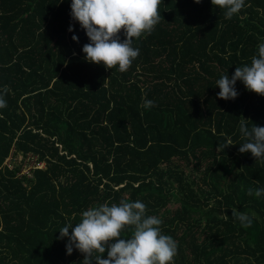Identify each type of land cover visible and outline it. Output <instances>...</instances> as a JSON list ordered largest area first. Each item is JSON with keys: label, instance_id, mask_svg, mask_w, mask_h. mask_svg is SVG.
Wrapping results in <instances>:
<instances>
[{"label": "trees", "instance_id": "16d2710c", "mask_svg": "<svg viewBox=\"0 0 264 264\" xmlns=\"http://www.w3.org/2000/svg\"><path fill=\"white\" fill-rule=\"evenodd\" d=\"M70 5L0 0V264H81L59 230L121 199L162 219L175 264H264V196L247 194L264 188V162L238 151L241 119L264 126V96L237 81L238 97L224 100L216 85L258 54L264 0H245L231 19L211 0H163L161 22L133 41L140 55L123 73L85 60L89 38ZM145 98L155 106L141 107ZM227 137L236 144L218 148ZM28 154L44 162L31 176L6 163ZM232 208L254 213L252 226Z\"/></svg>", "mask_w": 264, "mask_h": 264}, {"label": "clouds", "instance_id": "9594fccd", "mask_svg": "<svg viewBox=\"0 0 264 264\" xmlns=\"http://www.w3.org/2000/svg\"><path fill=\"white\" fill-rule=\"evenodd\" d=\"M62 2V0H60ZM201 3L202 0H195ZM213 6L224 10L225 19H231L245 7V0H211ZM163 0H71V17L78 21L86 31L89 43L83 45L85 60L94 64H103L106 69H116L123 73L129 70L139 57L140 49L134 40L150 35L161 22L160 6ZM74 26L70 25L69 31ZM123 33L124 39H121ZM73 40L79 41L77 35ZM258 54L252 56L250 64L237 66L231 77L222 74L216 81L220 88L218 97L234 100L239 93L237 81L243 82L248 91L264 96V42L258 44ZM8 87L0 89V109L7 107L5 96ZM155 101L143 99L141 107L151 108ZM241 140L239 152H250L256 161L264 162V126L247 124V119L239 121ZM231 137H227L223 150L233 146ZM249 196H264V188H248ZM231 216L242 227L253 224L254 213L232 208ZM147 206L140 200L119 203L104 202L89 207L81 213V219L73 224L68 220L59 230V239L68 238L67 254L75 250L83 254L81 264H175L178 255V243L163 233L162 219L147 214ZM71 229V232L69 231ZM130 232V235L124 233ZM107 253V258L104 254Z\"/></svg>", "mask_w": 264, "mask_h": 264}, {"label": "rangeland", "instance_id": "374dc122", "mask_svg": "<svg viewBox=\"0 0 264 264\" xmlns=\"http://www.w3.org/2000/svg\"><path fill=\"white\" fill-rule=\"evenodd\" d=\"M28 155H30V154H28ZM27 156L23 157L22 155H20V156H18V160L16 158L10 157L9 159H7L6 163L10 164V165H13V163H15V162H21V165L26 164V166L24 165L25 171L29 170L35 164L37 166L44 164V162L38 163L35 159L36 158L35 155L33 157H30V156L27 157ZM175 162L180 164L179 167L181 169H183L185 172H187L188 174L193 172L192 164H187V162L181 161L179 159H175ZM192 162H194V161H192ZM178 206H179V204L177 202H172V203H169L167 205V208L173 211Z\"/></svg>", "mask_w": 264, "mask_h": 264}, {"label": "built area", "instance_id": "2783aa9c", "mask_svg": "<svg viewBox=\"0 0 264 264\" xmlns=\"http://www.w3.org/2000/svg\"><path fill=\"white\" fill-rule=\"evenodd\" d=\"M33 157V156H31V155H28L27 157ZM36 159V158H35ZM24 165L26 166V164H23L22 165V170H21V172H20V175H22V174H28V176H31V173H30V170H31V168H33V167H36L37 165L35 164V165H33L29 170H27V171H25V168H24ZM44 165V164H43ZM43 165H39L40 167H42Z\"/></svg>", "mask_w": 264, "mask_h": 264}]
</instances>
